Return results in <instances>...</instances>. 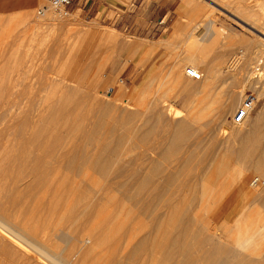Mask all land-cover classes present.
I'll return each instance as SVG.
<instances>
[{
	"label": "rangeland",
	"instance_id": "374dc122",
	"mask_svg": "<svg viewBox=\"0 0 264 264\" xmlns=\"http://www.w3.org/2000/svg\"><path fill=\"white\" fill-rule=\"evenodd\" d=\"M214 1L226 5L219 7L210 0H110L96 15L90 0L82 11L60 18L48 9L38 17L37 9L46 8L47 3L35 0L18 12L0 14V214L3 218L8 215L13 224L2 216L0 223L37 228L44 222L43 226L52 229L77 219L74 226L81 231L86 224L98 226L104 219L113 230L111 245L105 244L106 249L91 262L107 264L106 257L112 258L114 250V256L130 255L131 250L140 248L134 264H159L165 261V245L174 240V220L187 210L191 229L198 213L201 220L197 216V222L206 226L194 225L193 230L200 229L201 234L181 237L183 242H200L202 246L189 258V264H209L214 258L235 254L232 247L240 232L264 222V186L256 189L249 185L251 177L264 179V160H256L264 151V117H258L264 109V46L258 42L264 43V30L258 32L244 24L254 15L264 20V0ZM190 11L196 16L190 17ZM209 14L215 26L223 29L215 41L210 27L197 25ZM190 32L205 46L206 59L198 65L209 85L202 92L178 86L170 74L175 63L185 57L192 40ZM162 39L168 41V47L151 49ZM257 59L262 73L259 80L236 83L251 72L248 66L253 67ZM193 63L187 60L175 66L182 74L178 76L181 84L194 80L185 74V67H193ZM205 66L213 71L208 72ZM232 89L242 90L239 103L248 92L257 98L239 131L230 122L236 106L227 112L221 107ZM96 97L109 102L112 109H99L92 101ZM211 98L216 104L210 105ZM219 100L222 103L217 105ZM190 113L200 118L186 130L191 138L187 144L174 146V152L172 148L168 151L171 143L183 136L177 133L176 122L192 117ZM250 126L257 127L252 130ZM255 133L261 137L253 139ZM241 134L250 138L242 139ZM238 148L255 159L243 160V152V156L235 152ZM71 154L78 160L83 155L95 156L103 166L115 163L108 175L91 161L76 171L75 166L68 167ZM155 163L161 170L156 175L151 171ZM149 172L154 175L150 174L152 180ZM145 179L151 183L140 190ZM239 180L247 184L244 191L237 187ZM201 191L209 192L204 193L209 197L202 203L205 208L196 213V197ZM75 211L78 218H74ZM262 238L258 247L264 249ZM83 239L93 242L86 233L79 238L78 247ZM123 241L124 248L118 250ZM53 242L65 246L63 241ZM260 248L253 247L256 250L245 256L248 261L243 256L246 262L233 254V260L227 262L264 264ZM1 256L0 251V260ZM178 258L183 261L182 255L173 259Z\"/></svg>",
	"mask_w": 264,
	"mask_h": 264
},
{
	"label": "bare ground",
	"instance_id": "6f19581e",
	"mask_svg": "<svg viewBox=\"0 0 264 264\" xmlns=\"http://www.w3.org/2000/svg\"><path fill=\"white\" fill-rule=\"evenodd\" d=\"M210 1H212V2H214V4H216L217 6H219V7H221V6H224L225 7V5H224V3H220V2H215L214 0H210ZM216 1H218V0H216ZM227 3V2H226ZM190 5V4H189ZM188 5V6H189ZM217 6H216V9H217ZM214 7V6H213ZM236 7V6H235ZM244 7V6H243ZM262 7V6H261ZM247 9V8H246ZM210 11V10H209ZM233 11V10H232ZM235 11V10H234ZM233 11V12H234ZM263 11V10H262ZM231 13V12H229L230 14H232L234 17H237L236 16V12L237 11H235V13ZM73 12H71V14H72ZM239 13V12H238ZM247 13V12H246ZM245 13V14H246ZM211 14V13H210ZM210 14H209V17L208 16H206V18L204 19V20H200V22H198L197 23V25L200 27V26H203V25H205V26H208V28L210 27V32L212 33V36H214V38H211L212 40H218V37L222 34V32L221 31H223V29L220 27H216L215 26V24H214V21H213V19H211L210 18ZM264 14V13H263ZM231 15V16H232ZM262 15V14H261ZM255 17L254 18H252V19H250V20H248L249 21V23H248V21H244V24H246L249 28H251V29H253V30H255V31H258L259 32V30H264V20L263 19H261L262 21H260L259 20V17L258 18H256L257 16L256 15H254ZM260 16V15H259ZM247 18V17H246ZM250 18H251V16H250ZM248 19V18H247ZM53 20V19H52ZM243 22V21H242ZM199 27H197L196 26V28H199ZM257 27H258V29H257ZM39 30H41V29H39ZM173 32H175V31H173ZM191 33V32H190ZM84 34H85V32H84ZM112 34V33H111ZM176 34H178V33H176ZM261 34L262 35H264V33H263V31L261 32ZM261 35V36H262ZM104 37V36H103ZM190 38H192V40H191V43L189 44V46H187V50H185L186 52V54H185V57L184 58H182V59H180V62H177V63H175L176 65L175 66H179L180 65V63L183 61V62H185V61H187V60H194L196 63H193V67H185V74H186V76H188L187 75V73H186V71H187V68H192L197 74H198V77H196V78H194V77H190V76H188V77H190V78H192V79H194V80H192L191 82H189V83H184V84H181L182 83V81H178V76H181L182 74H180L179 75V71H178V69H176L177 67H173L172 68V70L170 71V74H171V76L173 77H176L175 79H176V84H178V86L179 85H181L183 88H185L186 90H188V91H192V92H202V91H205L206 90V88L208 87V85H209V83H208V80H207V78H203L204 77V74H202L201 72H200V67H199V65H198V62H203V60L204 59H206L205 58V46H201V45H199V42H198V39H197V37L195 36V35H193V33H191V35H190ZM263 40H264V38L263 37H261ZM210 39V41H212ZM114 40V39H113ZM112 41V40H111ZM258 42H259V44L261 45V46H264V43L263 42H261V41H259L258 40ZM154 44H156V43H154ZM153 44V45H154ZM168 41H166L165 39H162V40H159L158 42H157V44L154 46V47H152L151 49H154L155 47H168ZM152 46V45H151ZM171 46V45H170ZM260 47V46H259ZM169 50V49H168ZM170 52V51H169ZM184 52V51H183ZM223 52V51H222ZM259 55V54H258ZM221 56H222V53H221ZM259 60L260 59H257L256 61H255V65L253 66V67H251V68H249V66H248V69H250L251 70V72L250 73H248V74H246L245 76H244V78H243V80L241 81V80H237L236 81V83L237 82H240V83H243V81L245 82H250V81H252V82H254L255 81V79L256 80H259V78L262 76V73H260V69H261V65H260V63H259ZM237 61V60H236ZM248 61V60H247ZM246 61V62H247ZM245 62V63H246ZM235 63V62H234ZM216 64V63H215ZM218 64H220V63H218ZM252 64V63H251ZM241 65H242V63H241ZM171 66V65H170ZM245 67V66H244ZM210 67H206L205 66V69L208 71V72H212L213 71V69H209ZM242 69V68H241ZM264 70V69H263ZM215 73V72H214ZM239 73V72H238ZM236 75V74H235ZM170 76V75H169ZM208 77V76H207ZM242 77V76H241ZM180 78V77H179ZM237 79V78H236ZM240 79V78H239ZM180 80H182V78L180 79ZM210 80V79H209ZM188 81V80H187ZM257 82H259V81H256L255 83H257ZM239 85H241V84H239ZM238 85V86H239ZM80 86V85H79ZM237 85L235 86V87H238ZM240 90V89H239ZM235 90V89H232V90H230V91H228L227 92V94H226V99L224 100V103H222L220 100L219 101H217L218 103H217V105H220V102L222 103V106L221 107H225L226 108V112L227 111H229V109L232 107V108H235V106L237 107V103H239V99H240V97H241V93H242V90ZM97 93V92H96ZM95 94V93H94ZM93 94V95H94ZM91 95V94H90ZM110 99V98H109ZM204 100V99H203ZM210 100V99H209ZM211 103H210V105H214V103H215V99L213 98H211ZM92 101H93V103H95V105H97L98 107H99V109L101 108L102 110H103V108L104 109H110L111 108V104H109V102L108 103H106V102H103V101H100V100H98L97 99V97H96V99L95 98H93L92 99ZM111 102V101H110ZM201 102V101H200ZM203 102V101H202ZM201 102V103H202ZM204 102H205V100H204ZM209 102L210 101H208V102H206V103H208L209 104ZM205 103V104H206ZM118 104V103H117ZM153 104H154V102H153ZM216 104V103H215ZM113 105V104H112ZM116 104L114 103V106H115ZM151 106H152V103H151ZM150 107V106H149ZM156 107V106H155ZM208 107V106H207ZM112 109V108H111ZM116 109V108H115ZM127 109V108H126ZM156 109V108H155ZM161 109H162V107H161ZM151 110V109H150ZM129 111V110H128ZM163 111V110H162ZM131 112V111H130ZM164 112V111H163ZM233 112V111H232ZM156 114V113H155ZM158 114V113H157ZM155 116V115H154ZM157 116H159V115H157ZM162 116V113H161V115H160V117ZM169 116V115H168ZM172 116V115H171ZM189 116V115H188ZM187 116V118H185L184 117V119H180V120H178L177 122H176V125H177V133L180 135H183V136H181V138L179 139V140H177V141H175V142H173V143H171V147H170V149H168V151H172L174 148V146H176V145H180L181 146V144L182 143H186L187 144V141L191 138L190 137V134L187 132V131H189V126L191 125V124H193V123H198V121H199V119L196 117V116H192L191 115V113H190V116H192V117H188ZM259 116H261V119H262V117H264V109L263 110H261L260 111V114L258 115V117ZM134 117V116H133ZM176 117H178V116H176ZM180 117V116H179ZM122 118V117H121ZM171 118V117H170ZM123 119V118H122ZM264 119V118H263ZM245 121V123H246V121H247V118L244 120ZM251 121V120H250ZM259 121V120H258ZM261 121H264V120H261ZM158 122V121H157ZM255 122V121H254ZM153 123H155V122H153ZM244 122L242 123V124H245ZM249 123V122H248ZM256 123H257V121H256ZM259 123V122H258ZM190 124V125H189ZM242 124H240V125H242ZM195 125V124H194ZM234 125V124H233ZM240 125H237V127L238 126H240ZM251 125V124H250ZM192 126V125H191ZM246 126V125H245ZM174 127H176L175 125H174ZM241 127V126H240ZM251 127V126H250ZM257 126H255V128H256ZM261 127H262V125H261ZM260 127V128H261ZM191 128V127H190ZM243 128V127H242ZM252 128V130H254L255 128H253V126L251 127ZM178 129H179V131H178ZM238 129H240L239 127L237 128V130ZM244 129H246V128H244ZM248 129V128H247ZM93 130V129H92ZM187 130V131H186ZM248 130H250V129H248ZM239 131V130H238ZM245 131V130H244ZM95 132H96V128H95ZM193 133V132H192ZM245 133V132H244ZM250 133H251V130H250ZM252 133H254V131H252ZM262 133V132H261ZM91 134V133H90ZM92 135V134H91ZM194 135V134H193ZM192 135V136H193ZM242 135V139L244 138V139H247L248 137L250 138V136H247V137H243V134H241ZM250 135V134H249ZM260 134H258L257 133V135H256V133L255 134H253L252 136H253V139L254 138H256L257 136H259ZM145 136H146V134H145ZM223 136H225V138H223ZM264 136V135H263ZM262 136V137H263ZM226 135H222V138L223 139H226ZM259 137H261V135L259 136ZM248 138V139H249ZM86 139H87V137H86ZM88 139H92L91 137L90 138H88ZM88 139H87V141H88ZM227 139H229V136H228V138ZM251 139H252V137H251ZM250 139V140H251ZM259 139V138H258ZM257 139V140H258ZM224 141V140H223ZM245 141H247V140H245ZM253 140H251V142H252ZM191 142V141H190ZM225 142V141H224ZM254 142H256V141H254ZM34 143V142H33ZM221 143H223V142H221ZM227 143V142H226ZM226 143H223V144H226ZM229 143V142H228ZM257 143V142H256ZM230 144H231V140H230ZM229 144V145H230ZM233 144V143H232ZM238 144V143H237ZM178 145V146H179ZM184 145V144H183ZM262 146V145H261ZM227 147H228V145H227ZM147 148V147H146ZM171 148H172V150H171ZM176 148V147H175ZM251 148V147H250ZM178 149H181L180 147L178 148ZM241 148L239 149H237V150H235V152H237V154L238 153H240L241 155H242V152H243V154H244V158H243V160H246L247 158H249V160L250 161H252V159L254 160L255 158H252L253 157V155H251V153L250 152H247V150L246 151H243V149L241 150ZM109 151V150H108ZM176 151V150H175ZM178 151V150H177ZM252 151V150H251ZM260 151H261V149H260ZM263 151V150H262ZM261 151V153H259L258 155L260 156V157H257V158H259V159H256L257 160V162H261L262 163V161L264 160V151L262 152ZM173 152H174V150H173ZM256 152H257V150H256ZM259 152V151H258ZM19 153V152H18ZM254 153V152H253ZM84 154V153H83ZM169 154V153H168ZM250 154V155H249ZM76 155V154H75ZM91 155V154H90ZM246 155H248V156H246ZM79 156V155H78ZM85 155H83V158H82V160L80 159V160H78V157H76V156H74V155H72L71 154V156H69L68 158H67V163H68V167L70 168V166L74 169V167L73 166H75V170L76 171H79V170H82L83 168H82V166H83V164H85V163H88V162H92V164H95V166H96V169L97 170H99L101 173H103V174H106V175H108V174H110V171H111V169L113 168V164L115 163V160L114 161H110V164H109V166L107 165V166H103L102 165V163L103 162H100V160L98 159V158H96L95 156H85ZM164 156V155H163ZM243 156V155H242ZM246 156V157H245ZM81 158V157H80ZM159 158V157H158ZM161 158V157H160ZM188 158V157H187ZM96 159V160H95ZM242 160V161H243ZM25 161V160H24ZM246 161H248V159L246 160ZM38 162V161H37ZM84 162V163H83ZM160 162V161H159ZM41 163V162H40ZM51 163V162H50ZM244 163V162H243ZM245 164V163H244ZM254 164H256V163H254ZM248 165V164H247ZM95 166H94V168H95ZM258 166V165H257ZM261 166V165H260ZM44 167H45V165H44ZM50 167V166H49ZM85 167V166H84ZM169 167V166H168ZM176 167V166H175ZM239 167H240V165H239ZM246 167H248V166H246ZM249 167H250V164H249ZM259 167V166H258ZM27 168V167H26ZM33 168V167H32ZM41 168V167H40ZM53 168V167H52ZM71 168V169H72ZM151 168V167H150ZM260 168V169H259ZM259 168H257V169H259L260 171H261V167H259ZM21 169V168H20ZM85 169H86V167H85ZM152 169V170H151ZM150 170L152 171V173L154 174V175H156V173H157V171H159L160 170V167H159V165L157 164V163H155L153 166H152V168H151ZM253 169H255V167L253 168ZM149 170V171H150ZM243 170H245V169H243ZM259 170H255V171H258L259 172ZM264 170V169H263ZM33 171V170H32ZM161 171V170H160ZM251 171V170H250ZM254 171V172H255ZM34 172V171H33ZM236 172V171H235ZM244 172V171H243ZM247 172H249V170H247ZM36 173V172H35ZM43 173V172H42ZM151 174V172H149L148 173V175L147 176H149ZM153 174H151V175H153ZM170 174V176H171V173H169ZM149 176L150 178L149 179H151L152 180V176ZM153 175V176H154ZM168 175V174H167ZM264 175V174H263ZM19 176V175H18ZM21 176V175H20ZM169 176V175H168ZM262 176V175H261ZM245 177V176H244ZM259 177V176H258ZM148 178V177H147ZM246 178V177H245ZM148 179V180H149ZM242 179L244 180V178H243V174H242ZM150 180V181H151ZM243 180H242V182L240 181H237V182H239V184H238V186L236 185L237 184V182H236V184L234 183V185H235V187L237 186L238 188H239V190H243L244 191V189H245V184L246 183H244V182H246L245 180H244V182H243ZM247 180V179H246ZM150 181H147V179H145V181H143L142 183H141V186L139 187L140 188V190H143L144 189V187L147 185V184H149L148 182H150ZM167 182V181H166ZM151 183V182H150ZM168 184V183H167ZM201 184V183H200ZM163 185V184H162ZM168 185H170V184H168ZM247 185V184H246ZM249 185H250V181H249ZM148 186V185H147ZM146 186V187H147ZM259 186H264V184H260V185H258V186H255V188L257 187H259ZM236 187V188H237ZM251 187V186H250ZM247 188V187H246ZM256 188V189H257ZM262 189V188H261ZM236 190V189H235ZM249 189H247V191H248ZM254 190V189H253ZM233 192V191H232ZM204 193H209V192H207V191H201V192H198V196L196 197V202H197V204H198V209H196V213L197 212H199L201 209H204L205 207L203 206V204L202 203H204V201H208L207 200V198L209 197V195H204ZM252 193V192H251ZM150 194V193H149ZM232 194V193H231ZM238 194V193H237ZM254 194V193H253ZM261 194V193H260ZM256 195V194H255ZM153 196V195H152ZM194 196V195H193ZM257 196V195H256ZM255 196V197H256ZM148 197V196H147ZM229 197V196H228ZM260 197V196H259ZM262 197V196H261ZM150 198V197H149ZM263 198H264V196H263ZM77 199V201L76 202H79V201H81V199L79 198H76ZM151 199H152V197H151ZM236 199V198H235ZM251 199H253V198H251ZM192 200H193V198H192ZM83 201V200H82ZM82 201H81V203H82ZM254 201H256V200H254ZM253 201V202H254ZM262 201H264L263 199H262ZM153 202V201H152ZM233 202H234V200H233ZM232 202V203H233ZM80 203V202H79ZM79 203H76V204H79ZM76 204H75V206H76ZM149 204V203H148ZM152 204V203H151ZM150 204V205H151ZM194 204V203H193ZM190 205H192L191 203H190ZM260 205V204H259ZM191 207V206H190ZM88 208V207H87ZM1 209V208H0ZM73 209V208H72ZM78 209V208H77ZM74 210V209H73ZM76 210V209H75ZM86 210V209H85ZM85 210L83 211L84 213H85ZM197 210H199V211H197ZM70 211V210H69ZM77 211V210H76ZM76 211L74 212V213H76ZM195 211V210H194ZM206 211H208L207 209H206ZM82 212V213H83ZM186 212H187V210H183L181 213H180V215L177 217V219L176 220H174V223L177 225V228H176V230H175V232H174V240L172 241V243H169V244H166L165 245V248H164V252H163V254H164V257H163V259L165 260V261H163V262H160L159 264H189V262H188V260H189V258H191L192 256H193V254H194V252H197L198 251V249H199V251L201 250L200 249V247L202 248V246H201V243L200 242H197V243H195V242H192L193 244H190V243H188L187 241H182L181 240V237L182 236H184L185 237V235L188 237L189 235L188 234H190V235H192V236H194V235H199V234H201V230L199 229V231L197 230V231H195V230H193V226L194 225H196L195 227L197 228V226L198 225H200V227L199 228H201V227H206L205 225H203V223L200 221V222H197L198 221V217H199V220H201L200 219V215H199V213H198V215L196 214V217H195V219H197V221H195V222H197L196 224H195V222L192 224V229L190 228L191 227V223H189V221H190V216L191 215H189V217H188V215L186 214ZM77 213H78V211H77ZM77 213H76V215H74V218H75V216H77V218H78V215H77ZM81 213V214H82ZM188 213V212H187ZM242 213V212H241ZM71 214V213H70ZM73 214V213H72ZM79 214V213H78ZM252 214H254V213H252ZM257 215V214H256ZM260 215V214H259ZM262 215V214H261ZM0 216H2V218H3V215H1L0 214ZM6 215H4V217H5ZM8 216V215H7ZM6 216V217H7ZM71 216V215H70ZM193 216V215H192ZM195 216V215H194ZM198 216V217H197ZM255 216V215H254ZM3 218L4 220H8V222H11L12 224H13V222L11 221V219L10 218ZM80 217V216H79ZM264 217V216H263ZM73 218V219H74ZM202 218V217H201ZM262 218V217H261ZM15 219V218H14ZM72 219V220H73ZM81 219V218H80ZM236 219V218H235ZM248 219V218H247ZM260 219V218H259ZM0 220H2V219H0ZM16 220V219H15ZM194 220V219H193ZM77 221V219H74L73 220V222H71L68 226L67 225H63V226H65V227H63V226H61V227H54V228H52V229H47V227H45V226H43V224H45L44 222H43V224L39 227V228H42L43 227V229H40V230H38L36 227H33V226H31V224H29L30 225V227L29 226H26V225H24V224H22V225H20V226H16V228L15 227H13V226H11L10 225V223H0V251H1V253H2V256L1 257H3L1 260H2V262H5V264H93L94 262H91V260L93 259V258H95V255H97V253L98 252H103V248H105L104 247V245L106 244V245H111L110 243H109V238H110V236L112 235L111 233L113 232V230L112 231H110V228L111 227H109L110 226V224L111 223H109V222H107V221H105V222H107V223H104L103 221H104V219L103 220H100V221H102L101 222V224L99 225V224H97L98 226H91L90 227V224H86V226H84L83 224H80V227H81V225L82 226H84L83 227V229H85V230H81V231H79V229H78V227H75L78 223L76 222ZM99 221V222H100ZM192 221V220H191ZM190 221V222H191ZM237 221V220H236ZM235 221V222H236ZM252 221V220H251ZM258 221V220H257ZM264 221V220H263ZM7 222V221H6ZM111 222V221H110ZM260 222V221H259ZM76 223V224H75ZM87 223V222H86ZM187 223H189L190 225H188ZM237 223V222H236ZM254 223V222H253ZM257 222H255V224H256ZM37 224V223H36ZM38 224H39V222H38ZM74 224H75V226H74ZM198 224V225H197ZM238 224V223H237ZM16 225V224H15ZM19 225V224H18ZM60 225V224H59ZM34 226H36V225H34ZM47 226V225H46ZM50 226H52V225H50ZM67 226V227H66ZM74 226V227H73ZM32 227V228H31ZM195 228V229H196ZM78 229V230H77ZM82 229V228H81ZM241 231V230H240ZM89 234V235H91L92 236V238H93V242L91 243V241H89V244L87 243V242H85V240L83 239V243H82V245L80 246V247H78L77 246V242H78V240H79V238L82 236V235H84V234ZM239 233V232H238ZM151 234V232H148L147 233V239H149V235ZM210 235L209 236H213L214 235V232L212 231V232H210L209 233ZM264 235V222H261V224L260 225H255L254 227H252L251 226V228L249 227V228H247L246 230H242L241 232H240V234H239V236H235L236 238H235V241H236V245L234 246V247H232L234 250V252H235V254L234 253H232L233 254V256H237V258H241V261H245V260H247V258L245 257V256H250L249 255V253H250V251H252V250H256V249H258V248H260V247H258V246H260V243H258V241H260L259 239H261L262 238V236ZM211 236V237H212ZM183 238V237H182ZM264 238V237H263ZM262 238V240H264ZM54 240H60V241H63L64 243H65V246H60V245H58V244H60L59 242H58V244H57V242H53ZM217 240V239H216ZM167 241V240H166ZM181 241V242H180ZM262 242V241H261ZM167 243V242H166ZM263 243V242H262ZM124 244H125V242L123 241V242H121L120 243V245L117 247V245H116V247L118 248V250H119V248H120V246H121V248H120V250L122 249V247L124 246ZM222 243H220V244H217L218 245V247L220 248V249H222L219 245H221ZM216 245V246H217ZM111 247V246H110ZM128 247V246H127ZM253 247H255L256 249H253ZM107 248L109 249V246H107ZM115 248V247H114ZM124 248V247H123ZM218 248V249H219ZM252 248V249H251ZM106 249V248H105ZM116 249V248H115ZM197 249V250H196ZM219 249V251H221ZM223 249L226 251V249H227V246H226V249L223 247ZM262 251L264 250V249H262V248H260ZM110 250V249H109ZM141 249L140 248H136L135 250H131L130 251V255L128 254V255H120V254H118V255H116V256H114L116 253H115V251L116 250H114V254H113V256H112V258H110V259H108V257H106L107 258V260L109 261L107 264H134V262L136 261V258H137V255H138V252L140 251ZM195 250V251H194ZM224 250H222L221 252H223ZM260 250V251H261ZM110 251H112V250H110ZM198 251V252H199ZM232 251V250H231ZM118 253V252H117ZM262 253V252H261ZM100 254V253H99ZM103 254V253H102ZM108 254H109V252H108ZM111 254V253H110ZM232 254H228L229 255V257L227 258L226 257V259H225V257L224 258H222V257H219V258H214V259H212V262L211 263H209V264H232V262L231 261H228L227 262V260L230 258V259H232L231 258V256L230 255H232ZM180 255H182V258H183V261L182 260H179V258H178V260L177 259H173L174 257L175 258H177L178 256H180ZM227 255V254H226ZM244 256V257H243ZM263 256H264V254H263ZM110 257V256H109ZM242 257L245 259V260H242ZM235 258V257H234ZM236 258V259H237ZM235 259V260H236ZM1 260H0V262H1ZM233 260V259H232ZM234 260V261H235ZM239 260V259H238ZM238 260H236V261H238ZM263 260H264V258H263ZM248 261V260H247ZM90 262V263H89ZM231 262V263H230ZM238 262H240V260L238 261ZM242 262V263H243ZM246 262V261H245ZM3 264V263H2ZM95 264V263H94ZM143 264V263H142ZM237 264H240V263H237ZM246 264V263H245ZM248 264H251L250 262L248 263Z\"/></svg>",
	"mask_w": 264,
	"mask_h": 264
},
{
	"label": "built area",
	"instance_id": "2783aa9c",
	"mask_svg": "<svg viewBox=\"0 0 264 264\" xmlns=\"http://www.w3.org/2000/svg\"><path fill=\"white\" fill-rule=\"evenodd\" d=\"M90 0H46V8L37 9V16L41 17L45 11L51 10L58 17L64 18L71 12L80 10L81 7H86ZM187 75L190 77H198V74L192 69L187 68ZM257 102L256 95L252 92L245 93L239 105L233 110L230 116V122L234 125H240L249 117ZM264 184V179L260 177H251L250 186L255 187Z\"/></svg>",
	"mask_w": 264,
	"mask_h": 264
},
{
	"label": "crops",
	"instance_id": "0c3cea01",
	"mask_svg": "<svg viewBox=\"0 0 264 264\" xmlns=\"http://www.w3.org/2000/svg\"><path fill=\"white\" fill-rule=\"evenodd\" d=\"M110 0H93V5L91 7L92 13L95 12L96 15L102 12V8H106ZM113 1V0H112ZM126 1V0H125ZM35 3V0H0V14L14 13L22 10L23 8L30 7ZM86 7H81L79 11H82ZM89 11V9H87ZM190 17L196 16L192 11H190ZM164 17L159 20L161 24L164 22Z\"/></svg>",
	"mask_w": 264,
	"mask_h": 264
}]
</instances>
